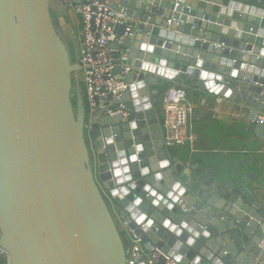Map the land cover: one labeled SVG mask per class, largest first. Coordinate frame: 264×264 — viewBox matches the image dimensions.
I'll return each instance as SVG.
<instances>
[{"label":"water","instance_id":"water-1","mask_svg":"<svg viewBox=\"0 0 264 264\" xmlns=\"http://www.w3.org/2000/svg\"><path fill=\"white\" fill-rule=\"evenodd\" d=\"M120 7L138 24L125 43L129 89L109 100L128 115L96 108L88 136L78 46L72 61L64 38L75 42L66 0H0V245L10 264H126L107 193L143 242L180 264H254L262 184L167 146L153 87L215 88L251 121L264 114V0H116ZM255 124L249 131L264 137ZM124 166L132 180L117 183ZM122 188L127 195H113Z\"/></svg>","mask_w":264,"mask_h":264},{"label":"built area","instance_id":"built-area-1","mask_svg":"<svg viewBox=\"0 0 264 264\" xmlns=\"http://www.w3.org/2000/svg\"><path fill=\"white\" fill-rule=\"evenodd\" d=\"M115 2L116 0H81L74 6V12L81 20L78 45V63L81 70L78 77L85 87L87 104L85 130L88 136L96 108L100 113L104 111L106 115L117 113H123L125 117L128 115L124 109H112L109 97L111 100H118L129 89L126 75L130 69L124 66V60L129 55L130 48L125 47V43L134 38L138 21L132 19L126 9L122 7L114 9ZM177 6L178 3L175 4L174 11ZM123 24L127 27L123 34H119L118 27ZM75 31L76 29L73 34ZM118 67L121 68L120 73L115 72ZM157 101L162 109L165 144L182 148L181 155L189 157L197 151L196 141L199 138V135L192 130L191 91L181 85H172L164 90ZM253 122L264 124V115H257ZM106 195L111 202L113 212L114 209L118 210V220L127 234L126 264H180L161 248L149 247L143 242L141 235L120 215V208L116 207L107 193ZM178 204L185 209L186 199L180 198ZM259 227L262 237L258 243L260 251L255 257L254 264H264V221L259 223ZM0 254L4 255L7 264H10L8 253L1 245Z\"/></svg>","mask_w":264,"mask_h":264},{"label":"crops","instance_id":"crops-1","mask_svg":"<svg viewBox=\"0 0 264 264\" xmlns=\"http://www.w3.org/2000/svg\"><path fill=\"white\" fill-rule=\"evenodd\" d=\"M66 5L69 6L73 16L75 29L79 17L74 12L76 4L74 0H66ZM80 84L85 96L84 84L81 81ZM215 84L218 88L222 87L218 82ZM172 85L174 84L163 83L154 86L156 99L159 100L164 90ZM217 92L208 90H199L196 94L191 92L192 130L199 135V138L196 141L197 151L187 159L188 161H209L210 165L220 172L234 170H241L243 174L253 172L256 178L254 182L262 184L264 190V137L258 136L255 129L249 131L253 121L250 120V111L247 108L220 97L216 94ZM74 93H76L75 87ZM158 106L162 114L159 103ZM175 148L176 153L182 156V148ZM114 212L117 216L118 210L114 209Z\"/></svg>","mask_w":264,"mask_h":264},{"label":"clouds","instance_id":"clouds-1","mask_svg":"<svg viewBox=\"0 0 264 264\" xmlns=\"http://www.w3.org/2000/svg\"><path fill=\"white\" fill-rule=\"evenodd\" d=\"M151 50V49H149ZM145 68H148L149 65L148 64H145L144 65ZM233 76L236 75L235 72L232 73ZM135 87V86H134ZM209 87H211V85H209ZM215 91H219V89H215ZM149 105H145V107H148ZM136 125L133 124L132 127L134 128ZM109 143H111V141H109ZM137 152H141L143 151V146L142 145H138L137 146ZM132 161H135L137 159V157L135 155L131 156L130 158ZM167 162H163V164L161 165L162 167L166 164ZM119 164L120 165H126L127 164V161L125 160H120L119 161ZM149 171V169L145 168L144 169V173L147 174V172ZM129 173V167L127 166H124L123 168H117L116 171H115V176L117 177H120L121 179L117 181V183H123L124 181H129V180H132V176L131 175H125ZM135 183L132 184V188H135ZM130 189L128 188H122V189H119L117 191H114L113 192V195H117V194H120L121 192L124 194V195H127L128 194V191ZM148 191H151V189H148ZM153 195H155V193H152ZM141 203V199L140 198H136L135 201H134V205H139ZM133 219L136 221L137 224L145 221V215L144 214H140L138 217L137 216H134ZM153 223V221L151 219H147V223H146V226H151ZM170 224V221H165V226L167 227L168 225ZM183 227L187 228L188 225L187 224H184ZM172 228L175 229L176 226L175 225H172ZM193 241L192 240H189L188 243L191 244ZM182 259L181 256L177 255L175 257V260L176 261H180Z\"/></svg>","mask_w":264,"mask_h":264},{"label":"rangeland","instance_id":"rangeland-1","mask_svg":"<svg viewBox=\"0 0 264 264\" xmlns=\"http://www.w3.org/2000/svg\"><path fill=\"white\" fill-rule=\"evenodd\" d=\"M53 16L55 15L54 11H52ZM78 21H76V25H75V33H74V38H75V42L72 40L73 38L70 36L65 37L67 43H68V49L70 51V56H71V60L75 61V52H76V46L79 45V35H80V31H81V20H80V16L77 19ZM73 95H74V87H73ZM86 95V93H85Z\"/></svg>","mask_w":264,"mask_h":264},{"label":"trees","instance_id":"trees-1","mask_svg":"<svg viewBox=\"0 0 264 264\" xmlns=\"http://www.w3.org/2000/svg\"><path fill=\"white\" fill-rule=\"evenodd\" d=\"M75 101L76 100L74 99L73 100L74 106H76V102ZM86 106H87V104H86ZM108 204H109V206H110V208L112 210V207H111V204H110L109 201H108ZM112 212H113V210H112ZM113 217H114V219L116 221V224H117V227L119 229L120 235H121V237L123 239L124 245H125V247H127L128 246L127 234H126L125 230L123 229V227L121 226V224H120V222H119V220H118V218H117V216L115 215L114 212H113ZM0 264H7V258L4 255H2V254H0Z\"/></svg>","mask_w":264,"mask_h":264},{"label":"flooded vegetation","instance_id":"flooded-vegetation-1","mask_svg":"<svg viewBox=\"0 0 264 264\" xmlns=\"http://www.w3.org/2000/svg\"><path fill=\"white\" fill-rule=\"evenodd\" d=\"M64 37V36H63ZM65 38V37H64Z\"/></svg>","mask_w":264,"mask_h":264}]
</instances>
